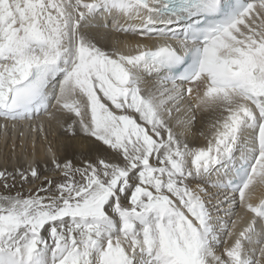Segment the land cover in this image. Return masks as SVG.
Instances as JSON below:
<instances>
[{
  "label": "snow or ice",
  "instance_id": "obj_1",
  "mask_svg": "<svg viewBox=\"0 0 264 264\" xmlns=\"http://www.w3.org/2000/svg\"><path fill=\"white\" fill-rule=\"evenodd\" d=\"M0 121V264H264V0H0Z\"/></svg>",
  "mask_w": 264,
  "mask_h": 264
},
{
  "label": "bare ground",
  "instance_id": "obj_2",
  "mask_svg": "<svg viewBox=\"0 0 264 264\" xmlns=\"http://www.w3.org/2000/svg\"><path fill=\"white\" fill-rule=\"evenodd\" d=\"M122 39H125V37L117 33H113L111 41H109L105 46L110 48L115 44L116 40ZM148 80L150 85L154 83V78L149 77ZM211 121L212 117L209 114L202 112L197 113V120L193 126L194 130L192 129V132L189 134V139L193 146H204L206 143V138L210 133ZM58 129H60V127L57 126L55 122H52L51 124L45 123L43 131L39 130L35 123H33L32 127H29V122H22L15 128L9 125L8 130L5 131L3 121H0V168L1 162H6V155L4 156L5 151H3V147L9 139L11 140V143L7 147V149H9L8 151L10 152L8 155L9 158L7 160V164L11 170L16 169L17 167H23V163L24 167H26V164L29 160L39 161L41 168H43L48 162L49 149L56 151L55 148L51 146L52 144H49V137L47 136V133L51 132L52 139L54 138L52 133H56ZM201 133H203V135H201ZM39 134L45 136V138L44 141L41 139L43 143L38 145L36 144V138ZM15 143L19 144L17 145ZM58 153L60 154V152ZM60 155L63 156V152ZM48 166L50 167L51 165L49 164ZM27 187L28 186H26V189ZM256 195L257 198L264 197V186L258 187ZM254 202H258V199L254 200Z\"/></svg>",
  "mask_w": 264,
  "mask_h": 264
},
{
  "label": "rangeland",
  "instance_id": "obj_3",
  "mask_svg": "<svg viewBox=\"0 0 264 264\" xmlns=\"http://www.w3.org/2000/svg\"><path fill=\"white\" fill-rule=\"evenodd\" d=\"M194 130V129H193ZM63 128H61L60 127V129H58L57 131H56V133H52V135H53V137L54 138H52L51 139V132H48L47 133V136L49 137V139H48V141H49V144L51 145V146H53V148H55V150L57 151V152H60V154L63 152V143H64V141H65V139H66V137L64 136V134H63ZM197 131V130H196ZM53 132V131H52ZM41 137V138H40ZM197 137H199V136H197ZM44 138H45V136H42V135H38L37 136V138H36V144H40V143H43V141H44ZM43 141H42V140ZM37 140H38V142H37ZM8 142V143H7ZM6 142V144L4 145V147H3V151H5L4 152V156H5V159H6V162H1V168L0 169H3V168H7L9 171H12L11 170V168L8 166V164H7V160H8V155H9V149H7V147L10 145V143H11V140L9 139L8 141ZM8 144V145H7ZM15 144H17V143H15ZM19 144V143H18ZM17 144V145H18ZM7 145V146H6ZM16 146V145H15ZM11 151V150H10ZM15 151V150H14ZM12 153V152H11ZM15 153V152H14ZM23 167H24V163H23ZM23 167H17V168H23ZM26 187V186H25Z\"/></svg>",
  "mask_w": 264,
  "mask_h": 264
}]
</instances>
